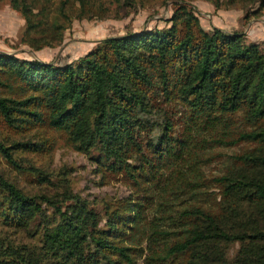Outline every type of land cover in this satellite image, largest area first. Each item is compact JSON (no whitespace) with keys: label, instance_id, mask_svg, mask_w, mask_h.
Segmentation results:
<instances>
[{"label":"trees","instance_id":"obj_1","mask_svg":"<svg viewBox=\"0 0 264 264\" xmlns=\"http://www.w3.org/2000/svg\"><path fill=\"white\" fill-rule=\"evenodd\" d=\"M95 1L10 6L25 21L23 40L39 50L61 42ZM176 6L169 26L103 38L66 64L0 52V124L12 133H59L101 180L119 175L135 186L157 185L169 165L191 153L197 134H214L216 144L238 150L209 178L190 167L191 176L178 171L164 181V195L182 205L180 223L152 232L151 259L264 264V51L242 32L204 29L183 0ZM174 111L182 113L176 120ZM234 118L244 127L232 132L226 128ZM42 151L39 141L0 138V163L32 172L40 187L25 190L0 166V264H133L137 249L124 240L141 203L72 192L71 168L55 176L49 194L52 175L16 155Z\"/></svg>","mask_w":264,"mask_h":264},{"label":"rangeland","instance_id":"obj_2","mask_svg":"<svg viewBox=\"0 0 264 264\" xmlns=\"http://www.w3.org/2000/svg\"><path fill=\"white\" fill-rule=\"evenodd\" d=\"M181 1L96 0L95 8H90L89 17L84 15L86 18L72 19L63 33L61 42L34 50L23 40L25 39L23 17L11 8L10 0H0V52L15 54L20 59L66 64L90 51L103 38L169 26L168 19ZM29 2L37 8L41 0ZM183 2L193 7L204 29L211 30L217 27L227 32H242L246 43H257L264 51V8L260 6L258 0H183ZM170 110L173 112V109ZM180 114L182 113L177 114L174 111V116H171L176 120ZM243 127L240 118H234L226 129L235 132ZM214 137L215 135L208 131L200 132L195 136V142H192L191 153L185 155L182 162L169 165L157 185L151 182L146 183L149 185L135 186L122 180L119 175H107L104 181L101 180L87 157L77 152L59 133L43 128L12 133V130L0 124V138L7 143L31 140L43 144L44 151L41 153L18 152L16 155L52 175L53 182L45 184L47 186L45 191L49 194H53L57 188L55 176L71 168L72 171L68 175L71 187L68 190L80 192L82 196L89 198L102 197L112 201L128 196L130 201L141 203L138 213L134 212L138 215V220L124 240L125 244L137 249L133 264H154L155 261L151 259L154 248L149 242L152 232L156 230L163 234L177 229L180 223L177 214L182 205L180 206L178 201H173L170 194L164 195V181L172 179L178 171L188 176L190 167L198 168L199 170L196 169L198 173L201 172V175L209 178L221 171L227 160V153L231 154L238 150L236 147L225 148L216 144L213 141ZM3 162L2 160L0 166L7 170L8 175L20 187L30 192L40 190L36 181H33L32 172H19ZM181 200H184L185 204L193 202L185 196Z\"/></svg>","mask_w":264,"mask_h":264},{"label":"water","instance_id":"obj_3","mask_svg":"<svg viewBox=\"0 0 264 264\" xmlns=\"http://www.w3.org/2000/svg\"><path fill=\"white\" fill-rule=\"evenodd\" d=\"M116 37V36H115Z\"/></svg>","mask_w":264,"mask_h":264}]
</instances>
